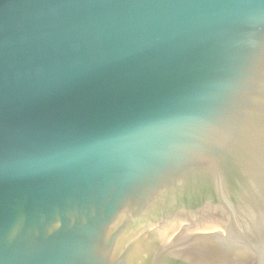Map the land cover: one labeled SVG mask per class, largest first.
<instances>
[{
	"label": "water",
	"instance_id": "obj_1",
	"mask_svg": "<svg viewBox=\"0 0 264 264\" xmlns=\"http://www.w3.org/2000/svg\"><path fill=\"white\" fill-rule=\"evenodd\" d=\"M0 264H264V0H0Z\"/></svg>",
	"mask_w": 264,
	"mask_h": 264
}]
</instances>
